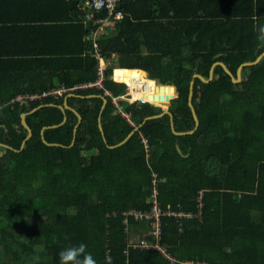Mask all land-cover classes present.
<instances>
[{"label":"trees","instance_id":"1","mask_svg":"<svg viewBox=\"0 0 264 264\" xmlns=\"http://www.w3.org/2000/svg\"><path fill=\"white\" fill-rule=\"evenodd\" d=\"M59 1L69 13L62 22L76 31L74 49L45 59H0V144L10 148L0 147V264H59L58 253L80 243L98 264H106L105 256L111 264H264V56L243 68L239 83L220 66L210 82L194 80L199 124L192 134L174 135L168 115L143 122L162 112L150 103L167 104L148 99L155 81L176 88L175 131L194 129L187 104L192 76L207 79L221 62L236 77L241 64L264 52L257 33L264 0H120L122 18L109 19L113 32L94 42L88 38L99 29L94 21L106 12L85 21L78 0ZM96 52L120 68L115 81L147 82L153 92L131 95L150 103L121 98L126 86L111 79L112 68L104 71L103 89L75 90L67 98L81 117L75 133L76 115L59 109L69 93L16 101L94 82ZM118 107L127 118L114 113ZM24 113L31 130L25 142ZM154 187L163 211L194 215L202 194L200 218L160 220V245L173 263L129 244L131 235L153 241L150 221L126 213L149 211Z\"/></svg>","mask_w":264,"mask_h":264},{"label":"crops","instance_id":"2","mask_svg":"<svg viewBox=\"0 0 264 264\" xmlns=\"http://www.w3.org/2000/svg\"><path fill=\"white\" fill-rule=\"evenodd\" d=\"M68 14L69 13L62 8L59 0H0V59L19 60L34 57H37L38 59H45L47 57L56 56L60 54L61 51L74 49L76 44V31L70 29L65 22H62V17L67 16ZM113 30L114 26L109 23L108 20L100 24L98 31L91 33L88 38L94 42L100 35L106 33L110 34ZM98 64H102L105 71L107 68H112V74L115 69H120L115 68L116 66L110 60L103 58L101 61L98 60ZM147 79L150 80L148 75ZM153 82L158 84L155 81ZM54 85L58 86L56 79L54 80ZM59 87L63 86H58L57 88ZM104 94L110 95L107 91H105ZM71 96L73 95L69 92V94H67L64 98L62 105L64 102L67 103V98ZM102 98L105 97L102 96L101 99ZM121 98L126 100L125 94L121 96ZM112 101L117 107L116 98H113ZM150 104L157 106L153 103ZM104 106L105 104L102 103L101 109H103ZM69 108L70 109L68 110L72 112L76 111L70 106ZM114 113H120L121 116L125 118L128 117L121 111V107H118ZM79 123L80 122L77 121L76 125L78 126ZM136 240L137 239L131 241Z\"/></svg>","mask_w":264,"mask_h":264},{"label":"built area","instance_id":"3","mask_svg":"<svg viewBox=\"0 0 264 264\" xmlns=\"http://www.w3.org/2000/svg\"><path fill=\"white\" fill-rule=\"evenodd\" d=\"M120 0H78V6L82 11H85V20H91L93 18L94 12H100L105 11L106 17L100 18L94 21L95 25H100L109 19L119 20L122 18L121 12L116 11V8L118 6ZM95 57L98 58L99 61L102 60L100 55L96 52ZM104 71L105 68L102 64H98L97 66V79L94 82L90 83H83L78 86H74L72 88L66 89L64 87H59L56 89H53L47 93H44L42 96L37 95H26V96H18L16 98V101L21 102L24 100H37L44 96H63L66 93L75 91V90H83V89H91V88H102V81L104 79ZM112 79L113 74H112ZM115 81V80H114ZM117 82V81H115ZM122 83V82H117ZM125 84V83H122ZM127 86V85H126ZM133 92H139V93H149L153 92L151 90V87L147 82H141L139 80H133V87L126 88L125 98L129 102H135L138 101L140 103H150L147 100L144 99H132V93ZM152 183L155 184V179L152 180ZM157 190L154 187L150 196H149V202H150V210L149 211H129L126 213L127 216H131L134 220H148L150 221V236L152 237V242L147 241L146 239H139L136 241H129L130 246L133 247H139L141 249H147V250H156L158 251L166 260L173 263L175 260L169 255L167 249L160 245V235H161V227H160V220L164 216L168 217H176L178 219L180 218H200L201 209L203 206V203L201 202L202 194L198 196L196 203H197V213L196 214H190L185 212H178V211H172L167 210L163 211L159 207V203L157 200ZM127 221L124 220V224H126ZM184 264H207L204 262H186Z\"/></svg>","mask_w":264,"mask_h":264},{"label":"water","instance_id":"4","mask_svg":"<svg viewBox=\"0 0 264 264\" xmlns=\"http://www.w3.org/2000/svg\"><path fill=\"white\" fill-rule=\"evenodd\" d=\"M264 56V52L263 53H261L253 62H246V63H243V64H241L238 68H237V70H236V77H234L232 74H231V72L227 69V67L223 64V63H221V62H215L214 64H212V66L210 67V70H209V75H208V78L207 79H205V78H203L201 75H198V74H194L193 76H192V80L190 81V84H189V94H188V101H187V104H188V107L190 108V110H191V113H192V117H193V120H194V124H195V126H194V129L193 130H191V131H189V132H186V133H181V132H176L175 131V129H174V127H173V116H172V113L170 112V110H171V106H170V102H171V100H173L174 98H176L177 97V93H176V88H175V86L174 85H172V84H155L156 85V88H155V93H152V94H149L148 95V99L149 100H153L154 102H156V101H159V102H164V101H166V103L169 105V109L168 110H162V112H161V114H159V115H155V116H149V117H146L144 120H143V122H145V121H147V120H150V119H154V118H159V117H161V116H163V115H168V117H169V120H170V128H171V131H172V133L174 134V135H183V134H192L196 129H197V127H198V118H197V116H196V113H195V111H194V108H193V105H192V103H191V99H192V95H193V84H194V80L195 79H198V80H200L201 82H203V83H208V82H210L212 79H213V70H214V68L216 67V66H220L223 70H224V72L231 78V81L233 82V83H239L240 81H241V72H242V70H243V68H245V67H249V66H252V65H255V64H257L259 61H260V59L262 58ZM157 87H158V89H159V92L161 93V91L163 90V89H169L170 90V92L171 93H175V95H171V96H164V95H162V94H160V95H158L157 94ZM103 99V103L104 104H106V99L105 98H102ZM37 108H35V109H33L31 112H34L35 110H36ZM59 109L62 111V112H65V110H68V109H70L69 108V106L67 105V103L66 102H64V104L62 105V106H59ZM74 112V114L76 115V117L78 118V122H80L81 121V117H80V115L76 112V111H73ZM26 115L27 114H21L20 115V119H21V124H22V126L24 127V129L27 131V137L25 138V140H24V142L25 141H27L30 137H31V130H30V128H29V126L27 125V123H26V121H25V118H26ZM65 121V118L63 119V121H62V123ZM140 126L141 125H139V126H137L136 128H134V130L123 140V141H121L120 143H118L117 145H115V146H110V148H115V147H118V146H120V145H122L133 133H134V131H136V130H138L139 128H140ZM0 127H2L1 125H0ZM45 128L46 127H44V128H42V130H41V134H43V131L45 130ZM76 128H77V125L74 127V132L76 131ZM99 130H100V132H101V135H102V137H104V135H103V130H102V127H101V124H99ZM24 142L22 143V145H21V149L23 148V146H24ZM42 142H43V144H45V145H47V146H51V145H53V144H49V143H47L46 142V140L43 138V136H42ZM73 143H74V141H72V143H71V145H73ZM56 145V144H55ZM0 147H4V148H7V149H10L8 146H5V145H2V144H0ZM175 148H176V151H177V153L179 154V155H181V156H183V157H186V156H184V155H182V152H181V150H180V148H179V146H178V144L176 143L175 144Z\"/></svg>","mask_w":264,"mask_h":264},{"label":"clouds","instance_id":"5","mask_svg":"<svg viewBox=\"0 0 264 264\" xmlns=\"http://www.w3.org/2000/svg\"><path fill=\"white\" fill-rule=\"evenodd\" d=\"M258 39L264 41V24L257 26ZM87 245L80 243L62 249L58 253L59 264H98ZM106 264H111V257L105 256Z\"/></svg>","mask_w":264,"mask_h":264},{"label":"rangeland","instance_id":"6","mask_svg":"<svg viewBox=\"0 0 264 264\" xmlns=\"http://www.w3.org/2000/svg\"><path fill=\"white\" fill-rule=\"evenodd\" d=\"M144 76V75H143ZM155 87H156V85H155ZM158 88V87H157ZM159 90V89H158ZM171 95H174V93H171L170 92V95L169 96H171ZM163 103V102H162ZM164 103H166V101H164ZM153 104H159V103H153ZM158 107H160L162 110H168L170 107H169V105L168 104H166V105H164V106H161V105H157ZM134 239H136V236H133V235H131V236H129V240H134Z\"/></svg>","mask_w":264,"mask_h":264}]
</instances>
